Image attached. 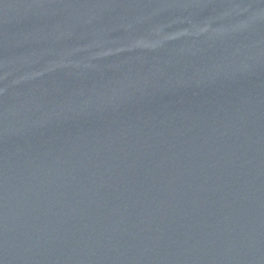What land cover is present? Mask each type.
Wrapping results in <instances>:
<instances>
[{"label": "water", "instance_id": "1", "mask_svg": "<svg viewBox=\"0 0 264 264\" xmlns=\"http://www.w3.org/2000/svg\"><path fill=\"white\" fill-rule=\"evenodd\" d=\"M0 264H264V0H0Z\"/></svg>", "mask_w": 264, "mask_h": 264}]
</instances>
